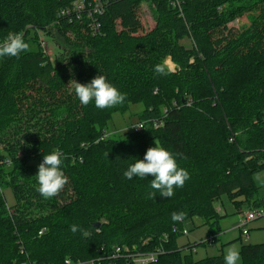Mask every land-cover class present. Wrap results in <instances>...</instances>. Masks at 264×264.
<instances>
[{
  "label": "trees",
  "instance_id": "trees-1",
  "mask_svg": "<svg viewBox=\"0 0 264 264\" xmlns=\"http://www.w3.org/2000/svg\"><path fill=\"white\" fill-rule=\"evenodd\" d=\"M77 1L0 0V42L23 33L32 49L0 58V264L86 263L116 246L161 249L155 264H224L223 256L194 261L193 251L207 244L178 241L196 219L218 224L215 204L224 196L239 213L264 207L254 181L264 170V0H145L154 9L150 31L139 18L143 0H98L104 10L93 20L59 17ZM95 6L88 0V10ZM251 12L249 28L230 27ZM41 34L58 49L54 61ZM169 60L174 71L154 73ZM100 74L126 94L122 105L80 104L69 81L86 84ZM137 105L145 129L104 138L113 116ZM156 139L190 174L170 199L148 196L152 176H123ZM54 149L66 157L68 183L44 199L35 175ZM181 211L184 220L173 222ZM72 224L90 236L73 234ZM240 256L243 264H264V244L243 246Z\"/></svg>",
  "mask_w": 264,
  "mask_h": 264
},
{
  "label": "clouds",
  "instance_id": "clouds-1",
  "mask_svg": "<svg viewBox=\"0 0 264 264\" xmlns=\"http://www.w3.org/2000/svg\"><path fill=\"white\" fill-rule=\"evenodd\" d=\"M31 46L25 41L23 33L9 32L6 38L0 42V58L15 57L20 58L22 53L30 52ZM154 73L160 76L169 74V69L165 62L154 65ZM75 96L83 106H87L94 101L97 109H109L122 105L126 100V94L121 93L115 86L107 81L105 75L95 76L89 83L83 84L75 79L69 81ZM137 129L144 128L143 125L132 126ZM129 128L123 130L126 132ZM145 129V128H144ZM155 147H149L142 160L137 159L129 164L123 172V176L132 180L134 177L145 179L148 176L154 177L150 180L148 193L150 198H154L157 193L161 197L170 199L175 195V189L182 188L186 181L190 179L189 172L178 165L176 156L161 146L159 140H155ZM108 156V153L106 154ZM176 155H180L177 153ZM186 158V157H185ZM66 157L61 150L54 149L50 154H45L43 161L38 165V172L35 178L38 183L37 191L44 199H51L57 196L67 185L68 177L62 170V165ZM186 213L173 212L171 219L173 222H182ZM70 231L75 234L80 231L84 238L90 236V232L77 224L70 226ZM241 260L240 252L235 247L226 249L224 264H239ZM65 264H70L68 260Z\"/></svg>",
  "mask_w": 264,
  "mask_h": 264
},
{
  "label": "rangeland",
  "instance_id": "rangeland-1",
  "mask_svg": "<svg viewBox=\"0 0 264 264\" xmlns=\"http://www.w3.org/2000/svg\"><path fill=\"white\" fill-rule=\"evenodd\" d=\"M153 12L154 9L152 5L143 0L141 5V10L139 11V18L142 22V25L146 31H150L154 28L155 23L153 20ZM257 17V12H251L240 18L238 21L234 22L230 25V27H234L237 30H244L249 28L252 24V20ZM121 30V28H120ZM43 39V40H42ZM41 47L44 42V47L42 49H46L47 55L50 57L52 61L55 60L58 49L52 41H49L43 36L40 35ZM189 44V43H187ZM171 61H168L166 64L170 68L171 71L175 70V66L171 65ZM1 66V63H0ZM144 111L143 105L131 106L128 113L125 115L115 114L113 119L109 123L107 127L106 134L104 138H124L131 132H137L135 127L139 125L138 114ZM129 128L126 132L123 133V130ZM155 141L151 142L150 147H155ZM255 185L259 191V196L264 198V170L260 173L256 174L254 177ZM4 197L6 199L7 205L9 208H14L16 205V198L12 189L7 188L3 191ZM219 214L221 215V219L218 221V224H215L211 227L203 226V221L196 219L193 224L189 225V228L192 229L194 226H197L192 230L189 236H182L178 244L180 247L187 245L191 241H198V243L205 242L209 237V230L211 229L214 234H219L220 239L217 244L213 246H202L196 249V252L193 253L194 261H201L207 258L223 256L225 255L226 249L229 247L240 248L241 244L249 245L250 243L259 242V244H264V219L257 221L255 224L248 228L249 235L251 239L245 237L241 230L238 228L240 222V214L236 210L235 206L227 196L222 197L215 204ZM250 244V245H255ZM239 264H243V259L241 258Z\"/></svg>",
  "mask_w": 264,
  "mask_h": 264
},
{
  "label": "built area",
  "instance_id": "built-area-1",
  "mask_svg": "<svg viewBox=\"0 0 264 264\" xmlns=\"http://www.w3.org/2000/svg\"><path fill=\"white\" fill-rule=\"evenodd\" d=\"M94 3L96 4L95 8L93 10H88V0H79L73 5L72 11H65L61 13L59 17L69 15L70 12L77 14L79 17H81L83 13H87L89 20H93V16H92L93 14H100L104 10V6H102V4L98 0H94ZM90 28L96 29L95 24L91 22ZM44 44L45 43L43 42L42 47H44ZM43 50L45 53L47 52L46 49ZM139 125H143L144 127V124H139ZM160 127L161 125L155 126V128L157 129ZM135 130L137 132H142L144 128H139V129L135 128ZM239 214H240V222L238 228L241 230V232L245 237H248L250 231L248 230V228L253 223L261 219H264V207L255 210L241 211ZM45 232L46 230H42L40 232V236L44 235ZM183 234L185 236L189 235L187 231H184ZM214 240H215L214 238H208L204 243H206L209 246H213L215 244ZM195 252L196 250L193 251V253ZM101 253H103V257L97 260L86 263H78V264H102V262L105 261L106 259H113V260L125 259L127 260V264H155L158 262L159 257L163 255V251L161 249H157L156 251L150 253H144V252H137L135 248L130 249L127 247H118V246L112 249L110 255H107L104 249L101 250ZM69 262L70 264H73L71 261ZM25 264H35V263L26 262Z\"/></svg>",
  "mask_w": 264,
  "mask_h": 264
},
{
  "label": "crops",
  "instance_id": "crops-1",
  "mask_svg": "<svg viewBox=\"0 0 264 264\" xmlns=\"http://www.w3.org/2000/svg\"><path fill=\"white\" fill-rule=\"evenodd\" d=\"M169 61H170V60H169ZM255 223H256V222H255ZM255 223H253V224H255ZM253 224H252V225H253ZM252 225H251V226H252ZM262 229H264V228H262ZM188 236H189V235H188ZM216 237H217V240H216V243H215V244L218 243V241H219V239H220V235L217 234ZM208 238H209V237H208ZM208 238H207V239H208ZM248 239H251V238H250V235L248 236ZM261 240H263V239H261ZM261 240H260V241H261ZM260 241H259V242H260ZM259 242H256V244H255V243H250V244H255V245H257ZM196 243H198V241H195V240H194V241L189 242L187 245H190V244L193 245V244H196ZM215 244H214V245H215ZM250 244H249V245H250ZM243 246H246V245L241 244V245H240V248H239V249L237 248V249L239 250V252H241V249H242Z\"/></svg>",
  "mask_w": 264,
  "mask_h": 264
},
{
  "label": "water",
  "instance_id": "water-1",
  "mask_svg": "<svg viewBox=\"0 0 264 264\" xmlns=\"http://www.w3.org/2000/svg\"><path fill=\"white\" fill-rule=\"evenodd\" d=\"M96 228H100V225L98 224V225H96Z\"/></svg>",
  "mask_w": 264,
  "mask_h": 264
},
{
  "label": "bare ground",
  "instance_id": "bare-ground-1",
  "mask_svg": "<svg viewBox=\"0 0 264 264\" xmlns=\"http://www.w3.org/2000/svg\"><path fill=\"white\" fill-rule=\"evenodd\" d=\"M172 66H174L172 63H171Z\"/></svg>",
  "mask_w": 264,
  "mask_h": 264
}]
</instances>
